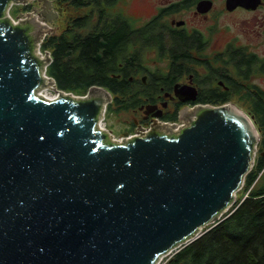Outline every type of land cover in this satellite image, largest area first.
<instances>
[{
    "label": "water",
    "instance_id": "95a60500",
    "mask_svg": "<svg viewBox=\"0 0 264 264\" xmlns=\"http://www.w3.org/2000/svg\"><path fill=\"white\" fill-rule=\"evenodd\" d=\"M30 1L0 0V264H158L235 203L260 133L232 101L117 137L106 88L75 95L46 74L50 20L10 15Z\"/></svg>",
    "mask_w": 264,
    "mask_h": 264
},
{
    "label": "trees",
    "instance_id": "16d2710c",
    "mask_svg": "<svg viewBox=\"0 0 264 264\" xmlns=\"http://www.w3.org/2000/svg\"><path fill=\"white\" fill-rule=\"evenodd\" d=\"M118 1L60 0L67 7L66 21L82 27L72 28L70 35L45 37L41 44L42 51L52 47V61L46 74L54 78L56 86L75 95H84L92 85L106 88L112 95L106 107L108 114L132 104L127 77L129 65H136L139 60V53L130 57L131 46L140 44L138 40L131 42L129 18L111 10ZM78 32L82 35H73ZM179 32L168 31V37L156 39L158 47L163 50L166 47L172 55H177V49L189 50L187 41L190 38L201 40V36ZM234 54L244 53L234 50L231 55ZM236 57L232 56V60ZM262 61L261 64L257 62L258 71L264 72ZM238 62L247 67L248 75L256 60L250 57L245 64L241 60L232 62L237 75H241ZM212 93L203 94L200 101L216 104L229 98L217 91ZM243 94L237 99L247 105V114L260 133L254 164L241 188L244 196L237 198L217 223L204 228L197 238L176 250L164 264H264V90L248 85Z\"/></svg>",
    "mask_w": 264,
    "mask_h": 264
},
{
    "label": "flooded vegetation",
    "instance_id": "af4514ba",
    "mask_svg": "<svg viewBox=\"0 0 264 264\" xmlns=\"http://www.w3.org/2000/svg\"><path fill=\"white\" fill-rule=\"evenodd\" d=\"M50 1L51 6H48L44 0H31L28 4L22 5L23 9L20 13L33 11L36 15L49 19L48 26L51 28V33L45 37L70 35L72 28L78 27L80 29L79 27H82L66 21L67 7L65 2ZM198 1L200 0H154V3H151V0H142L153 11L147 17L129 18L132 31L131 42L138 40L140 45L133 44L130 48V57L133 58L139 53V60L135 62L136 65H129L130 74L127 77L128 96L129 100L133 102L126 109L117 112V115L121 116L120 120L124 126L122 135L134 134L139 130L146 129L154 120L179 123V111L184 108H192L201 104L221 105L230 103L233 97L242 95L243 92L245 94L248 85L260 88L250 80H252L254 68L256 70L260 68L257 62L261 64L264 58L262 59L254 52H247L230 42H225L219 48L210 49L209 40L204 38L197 27L188 28L189 20L177 17V15L192 14L193 17L190 19L196 23L206 19L209 12L214 8L215 0H211V8L203 13L196 9ZM263 4L264 0H261V4L254 9L238 6L230 12L238 9L255 12ZM59 8L61 10H58ZM225 10L229 11L226 8ZM262 16L264 19V13ZM251 19L253 25L261 24L263 21H260L257 16ZM168 31L175 33L182 31L186 36L198 35L201 36V40L188 38L189 50L177 49L175 52L177 55H172L166 47L165 50L160 49L158 47L159 42L156 41L160 37H168ZM74 34L81 36L82 32ZM144 48H152L150 52L157 55L158 59L153 60L154 63L165 58L164 65H156L150 70L142 60L141 54ZM234 50L239 53L242 51L244 54L231 55ZM49 51H52V47ZM185 52L186 54H183ZM232 56L234 58L237 56L236 59L241 60L244 64L247 58L253 57L256 63L251 67L250 73L246 75L247 67L238 62L242 76L237 75L232 65V62L236 63L237 60H232ZM214 91L226 94L229 98L223 103L216 104L200 101L203 94L212 95ZM106 113L105 111V115Z\"/></svg>",
    "mask_w": 264,
    "mask_h": 264
},
{
    "label": "rangeland",
    "instance_id": "374dc122",
    "mask_svg": "<svg viewBox=\"0 0 264 264\" xmlns=\"http://www.w3.org/2000/svg\"><path fill=\"white\" fill-rule=\"evenodd\" d=\"M150 1V0H147ZM154 3V0H151ZM22 5H13L10 9V15L16 17L22 10ZM112 12H121L128 18L137 19L138 17H147L153 10L150 6L144 4L142 0H119L116 5L111 9ZM70 13L74 15L75 11L70 10ZM264 13V4L255 12L238 9L235 11H226L224 7V0H215L214 8L209 12L207 18L203 21H191L192 14L177 15L178 18L188 19V28L195 26L200 30L204 38H207L210 42V49L214 47L219 48L225 42L241 47L247 52H254L262 59L264 58V19L262 14ZM78 14H82V11H78ZM257 16L261 21V24L253 25L252 17ZM152 48H144L141 56L144 64L152 70L156 65L163 66L166 59H161L158 62L153 60L158 59L157 55L150 52ZM157 57V58H156ZM250 82L255 83L260 88L264 89V73L256 70L252 74V80ZM232 101H236L247 112L246 105L233 97ZM125 117V116H124ZM121 116L117 113H106L107 127L116 131L117 137L122 136L123 124L121 122ZM264 181V178L262 179ZM244 193L240 189L236 197H242ZM209 226V225H208ZM207 227V226H206ZM204 227V228H206ZM203 228V229H204ZM166 258V257H165ZM165 258L163 260H165ZM162 260V261H163Z\"/></svg>",
    "mask_w": 264,
    "mask_h": 264
},
{
    "label": "built area",
    "instance_id": "2783aa9c",
    "mask_svg": "<svg viewBox=\"0 0 264 264\" xmlns=\"http://www.w3.org/2000/svg\"><path fill=\"white\" fill-rule=\"evenodd\" d=\"M29 3V2H28ZM27 3V4H28ZM148 128V127H147ZM135 134V133H134ZM122 136H124V135H122ZM121 137V136H120ZM176 250H174V251H172L171 253H169L168 255H166V256H164L161 260H160V262L158 263V264H164L165 263V261L175 252ZM166 257V258H165ZM165 258V260H163ZM163 260V261H162Z\"/></svg>",
    "mask_w": 264,
    "mask_h": 264
},
{
    "label": "bare ground",
    "instance_id": "6f19581e",
    "mask_svg": "<svg viewBox=\"0 0 264 264\" xmlns=\"http://www.w3.org/2000/svg\"><path fill=\"white\" fill-rule=\"evenodd\" d=\"M13 5H15V4H13ZM13 5H12V6H13ZM12 6H11V7H12ZM10 9H11V8H10ZM50 54H51V53H50ZM230 208H231V207H230ZM229 210H230V209H229Z\"/></svg>",
    "mask_w": 264,
    "mask_h": 264
}]
</instances>
